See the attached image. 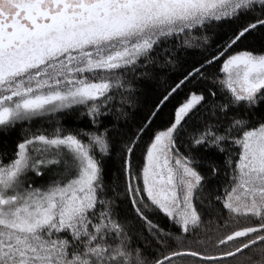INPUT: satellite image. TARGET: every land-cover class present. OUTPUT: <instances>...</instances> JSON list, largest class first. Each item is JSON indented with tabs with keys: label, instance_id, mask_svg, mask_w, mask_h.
I'll return each instance as SVG.
<instances>
[{
	"label": "snow or ice",
	"instance_id": "1",
	"mask_svg": "<svg viewBox=\"0 0 264 264\" xmlns=\"http://www.w3.org/2000/svg\"><path fill=\"white\" fill-rule=\"evenodd\" d=\"M0 264H264V0H0Z\"/></svg>",
	"mask_w": 264,
	"mask_h": 264
},
{
	"label": "trees",
	"instance_id": "2",
	"mask_svg": "<svg viewBox=\"0 0 264 264\" xmlns=\"http://www.w3.org/2000/svg\"><path fill=\"white\" fill-rule=\"evenodd\" d=\"M176 74L177 73H173L172 76L174 77ZM143 87L145 89V95L142 97V99L149 98L151 96L153 90L162 89V85H159L156 83H147V84L143 85ZM68 122H69V125L71 126L75 123V120H74V118H69Z\"/></svg>",
	"mask_w": 264,
	"mask_h": 264
}]
</instances>
